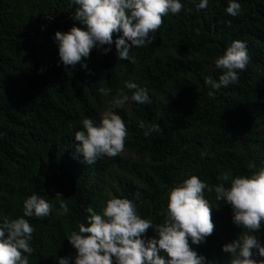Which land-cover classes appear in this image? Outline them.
<instances>
[{
  "label": "trees",
  "instance_id": "16d2710c",
  "mask_svg": "<svg viewBox=\"0 0 264 264\" xmlns=\"http://www.w3.org/2000/svg\"><path fill=\"white\" fill-rule=\"evenodd\" d=\"M180 2L182 10L164 16L150 33L152 43L130 50L135 63L119 59L118 33L103 46L110 47L107 54L94 48L70 68L60 61L54 36L82 27L72 19L78 6L70 0H0V223L22 217L33 194L52 205L46 217H25L35 229L34 251L24 253L29 264L74 258L68 235L79 223L87 225L89 207L102 214L112 198H127L141 218L162 223L158 213L166 211L168 193L192 175L213 189H205V198L215 225L192 248L205 264H231L223 246L247 230L232 222L231 205L217 201L214 189L264 168V0H235L241 5L236 16L226 11L232 0H208L204 9L200 0ZM236 40L247 45L246 69L237 83L214 90L205 79H219L223 70L215 62ZM126 81L146 89L150 102L129 99L114 108L128 129L125 150L89 165L76 151L75 132L84 118L99 124L113 98H130L135 90ZM140 121L163 131L145 137ZM59 199L67 202V214H60ZM251 234L264 246V221ZM155 236L149 228L142 238Z\"/></svg>",
  "mask_w": 264,
  "mask_h": 264
},
{
  "label": "clouds",
  "instance_id": "9594fccd",
  "mask_svg": "<svg viewBox=\"0 0 264 264\" xmlns=\"http://www.w3.org/2000/svg\"><path fill=\"white\" fill-rule=\"evenodd\" d=\"M78 6L72 19L82 27L73 25L69 31H57L54 41L58 44V55L65 67L75 68L84 58L90 56L94 48L112 45L114 34H122L115 40L118 57L135 63L129 52L134 47H142L153 42L150 33H155L163 24V17L169 13H179L183 5L180 0H70ZM208 6V0H200L199 9ZM241 5L235 0L226 11L236 16ZM111 49L103 48L107 54ZM247 45L243 41H233L223 56L216 60V67L223 70L218 80L211 76L205 84L214 90L228 87L239 80V74L249 62ZM87 68V64L81 65ZM132 96L115 97L110 109L99 124L91 118L82 119V130L75 132L76 148L84 161L91 165L101 157L113 158L125 150L128 129L114 108L131 99L137 104L150 102L146 89L126 81ZM100 93L109 95L110 90L101 88ZM213 93L210 92L209 95ZM145 137L153 132H162L158 123L146 126ZM231 174L224 173L222 179L229 180ZM206 183L196 175L177 184L168 193L167 209L158 215L163 222L153 226V222L138 215L136 205L127 198H112L106 202L102 214H96L91 207L85 223L78 224V231H72L67 239L76 249L74 258L61 257L58 264H205V257L193 250L210 236L215 228L212 221V206L205 198ZM216 200H224L231 205L232 222L247 230L237 240L225 244L223 251L231 254V264H264V260L253 259L254 252L264 257V246L251 233L259 230L264 221V168L249 176H237L230 187L218 184L214 189ZM57 197L62 194L56 193ZM60 214H67L69 208L64 199H59ZM52 205L43 197L33 194L25 199L23 216L0 223V264H29L24 253H33L30 246L34 227L25 217L42 218L50 214ZM152 228L154 238L145 240L142 236ZM189 240L191 243H189ZM163 251L166 257L159 253Z\"/></svg>",
  "mask_w": 264,
  "mask_h": 264
},
{
  "label": "crops",
  "instance_id": "0c3cea01",
  "mask_svg": "<svg viewBox=\"0 0 264 264\" xmlns=\"http://www.w3.org/2000/svg\"><path fill=\"white\" fill-rule=\"evenodd\" d=\"M253 259L264 260V257L257 256V257H255V258H253Z\"/></svg>",
  "mask_w": 264,
  "mask_h": 264
}]
</instances>
